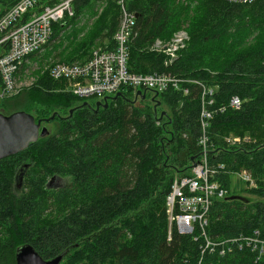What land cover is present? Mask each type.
Masks as SVG:
<instances>
[{"label":"trees","instance_id":"obj_1","mask_svg":"<svg viewBox=\"0 0 264 264\" xmlns=\"http://www.w3.org/2000/svg\"><path fill=\"white\" fill-rule=\"evenodd\" d=\"M18 1L0 0V17ZM101 1L76 0L73 17L52 25L43 49L72 63L85 62L98 44L111 47L119 7L106 0L98 14ZM127 9L136 16L129 71L196 80L215 88V105L226 106L207 128L209 161L225 166L219 179L228 191L213 201L208 236L258 230L264 237V0H133ZM80 19L86 23L80 26ZM181 28L185 47L165 65V56L148 47ZM58 86L45 74L32 88L0 101V113L25 112L48 134L0 159V264H16L24 245L44 260L67 251L60 264H264L248 250L202 254V241L169 228L166 197L174 175L189 176L201 155L198 84L182 85L187 95L142 93L141 99L138 91L120 92L115 99L103 97L99 108L84 102L95 97L79 99ZM233 96L239 109L228 107ZM229 135L249 140L229 146ZM241 170L256 182L244 190L256 201L228 198L237 190L229 173ZM54 176L66 184L47 187Z\"/></svg>","mask_w":264,"mask_h":264},{"label":"built area","instance_id":"obj_2","mask_svg":"<svg viewBox=\"0 0 264 264\" xmlns=\"http://www.w3.org/2000/svg\"><path fill=\"white\" fill-rule=\"evenodd\" d=\"M76 0H19L0 17V101L17 96L32 88L35 77L25 68L31 55L39 53L52 36L54 23L70 19L74 15ZM119 7L120 22L112 37L111 47L95 49L89 59L82 63H58L49 67L47 76L59 84V92L71 94L79 99L109 95L120 92L139 91L159 94L168 91L188 94L182 85L198 84L201 87L199 101L198 140L200 159L191 168L189 176L175 178L166 197L169 228L177 233L192 236L202 241V254L225 255L235 250H248L258 261L264 257V237L258 230L248 235L225 239H211L207 234L208 214L213 201L225 199L227 189L220 181L226 174L223 164L209 161L207 128L213 116L222 113L226 106L215 105V88L202 85L196 80L182 79L170 72L135 73L127 68L128 44L135 26L136 16L128 11L127 3L133 0H113ZM228 3L247 5L256 0H224ZM188 36L179 30L168 41L156 39L148 51L165 56V65L177 59V53L185 47ZM240 99L231 97L228 107L240 108ZM239 140L227 137L229 146L238 145ZM247 188H255L251 174L246 170L229 173ZM170 232L168 233V239Z\"/></svg>","mask_w":264,"mask_h":264},{"label":"water","instance_id":"obj_3","mask_svg":"<svg viewBox=\"0 0 264 264\" xmlns=\"http://www.w3.org/2000/svg\"><path fill=\"white\" fill-rule=\"evenodd\" d=\"M136 95L144 99V94L141 92L138 91ZM118 96L120 93H116L113 99ZM108 98L105 97L104 101H107ZM99 104V102L96 103L97 108ZM53 118L54 116L50 117V119ZM41 124V120L35 122L34 118L25 112H16L11 115L0 114V159L20 152L27 148L30 143L44 137L47 134V129L41 127ZM19 181H21V177L17 180V182ZM66 252L53 259L44 260L31 245H24L18 249L15 260L16 264H60Z\"/></svg>","mask_w":264,"mask_h":264},{"label":"rangeland","instance_id":"obj_4","mask_svg":"<svg viewBox=\"0 0 264 264\" xmlns=\"http://www.w3.org/2000/svg\"><path fill=\"white\" fill-rule=\"evenodd\" d=\"M106 3V0H102L101 3H100V6L98 7L97 9V13H101L102 11V8L103 6L105 5ZM79 25H83L84 23H86L85 19H80L79 20ZM91 23L89 22L87 25H90ZM179 30H183L186 32V29H179ZM178 30V31H179ZM86 31V27H84V31L80 32V34L78 35V38L82 37V35L84 34V32ZM70 32L69 29H67L65 31V36H67V34ZM67 41V40H66ZM66 41L64 42L66 44ZM106 45V43H105ZM97 48H103V46L100 44L96 45L91 51H90V55L91 53L97 49ZM89 55V57H90ZM88 57V58H89ZM58 63H66L64 61H59V59H56L54 57V53L51 52L50 49H43L41 52L37 53L36 55H33L32 57H29L26 62H25V68L28 69L29 73H31V75L33 77H35V80L37 81L39 79L40 76L42 75H45L46 74V71L49 67L55 65V64H58ZM73 63H82V62H72L71 64ZM60 90V87L58 86L57 87V91ZM109 97H114V94L112 95H109ZM103 98V96H96L95 98H90V99H87L85 100L84 102H87V103H97L99 100H101ZM51 127V126H50ZM228 137H232V138H235V139H238L239 142H237L238 144H242L244 142H248L249 138L248 137H244V138H241V137H235V136H232V135H229ZM227 137H225L226 139ZM248 172V171H247ZM179 176L178 175H174V178H178ZM253 178V177H252ZM254 180V178H253ZM255 182V180H254ZM256 183V182H255ZM235 185L236 186V193H231L229 195V199H232V198H235V199H238V200H241L243 202H252V201H256L257 199L254 198V197H251L250 195H248V193L246 191H244L245 189H251V188H247L245 187V185H243L242 183H240L237 179H235L234 177H232V185Z\"/></svg>","mask_w":264,"mask_h":264},{"label":"flooded vegetation","instance_id":"obj_5","mask_svg":"<svg viewBox=\"0 0 264 264\" xmlns=\"http://www.w3.org/2000/svg\"><path fill=\"white\" fill-rule=\"evenodd\" d=\"M102 100V99H101ZM101 100H99V105L101 106L102 105V102H101ZM99 106V107H100ZM98 107V108H99ZM95 110L97 109L96 107L94 108ZM0 114H2V113H0ZM41 127H44L42 124H41ZM48 135V134H47ZM19 179V178H18ZM17 179V180H18ZM17 180H16V182H17ZM66 184V180L65 179H63V178H60V177H56V176H54V177H51L50 178V180L48 181V183H47V187H49V188H61V187H63L64 185ZM20 187H21V181H19L17 184H16V188L19 190L20 189Z\"/></svg>","mask_w":264,"mask_h":264}]
</instances>
